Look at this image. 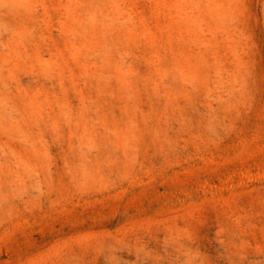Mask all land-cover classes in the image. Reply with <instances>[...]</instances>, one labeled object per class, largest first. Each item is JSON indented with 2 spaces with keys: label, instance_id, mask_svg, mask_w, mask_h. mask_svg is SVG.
<instances>
[{
  "label": "rangeland",
  "instance_id": "374dc122",
  "mask_svg": "<svg viewBox=\"0 0 264 264\" xmlns=\"http://www.w3.org/2000/svg\"><path fill=\"white\" fill-rule=\"evenodd\" d=\"M0 264H264V0H0Z\"/></svg>",
  "mask_w": 264,
  "mask_h": 264
}]
</instances>
